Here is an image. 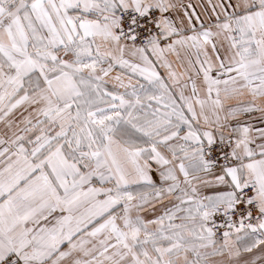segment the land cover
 Masks as SVG:
<instances>
[{
  "label": "snow or ice",
  "instance_id": "snow-or-ice-1",
  "mask_svg": "<svg viewBox=\"0 0 264 264\" xmlns=\"http://www.w3.org/2000/svg\"><path fill=\"white\" fill-rule=\"evenodd\" d=\"M0 264H264V0H0Z\"/></svg>",
  "mask_w": 264,
  "mask_h": 264
}]
</instances>
